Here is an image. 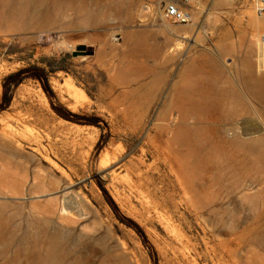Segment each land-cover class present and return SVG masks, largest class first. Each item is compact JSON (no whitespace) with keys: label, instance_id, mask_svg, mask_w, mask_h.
Wrapping results in <instances>:
<instances>
[{"label":"rangeland","instance_id":"obj_1","mask_svg":"<svg viewBox=\"0 0 264 264\" xmlns=\"http://www.w3.org/2000/svg\"><path fill=\"white\" fill-rule=\"evenodd\" d=\"M100 1L75 0L53 25L0 28V102L6 77L42 68L54 103L100 120V128L64 121L34 81L20 86L28 93L12 112L20 87L15 91L0 130L9 126L18 144L0 135V174L9 164L27 180L18 193L17 183L3 189L0 176V264H153L152 256L157 264H264V20L251 0L195 1L189 24L165 20L158 0ZM82 5H91L95 21L78 23ZM140 48L157 59L139 58ZM186 89L211 109L186 117L208 130L209 164L187 157V148L161 131L185 114L177 102ZM102 134L108 142L97 152ZM34 135L60 172L39 170L34 146L23 140ZM39 171L46 193L33 189ZM98 183L143 230L150 249L118 221ZM67 205L75 212L70 223L62 221ZM61 231L73 239L56 256Z\"/></svg>","mask_w":264,"mask_h":264},{"label":"bare ground","instance_id":"obj_2","mask_svg":"<svg viewBox=\"0 0 264 264\" xmlns=\"http://www.w3.org/2000/svg\"><path fill=\"white\" fill-rule=\"evenodd\" d=\"M60 1V0H58ZM58 1H50V0H1L0 1V28H3V27H7V28H10L11 30L13 31H19V32H26V30L29 28H34V24L39 22V21H43V22H46L47 24L49 25H53L54 23H57L59 20H60V15L62 13H64V11H69L73 4V2L75 0H66L69 2L68 5H65L67 3H65L64 5H62L60 2ZM95 1V0H93ZM100 1V0H99ZM104 0L100 1V3H102ZM116 0H110V2H115ZM118 1V0H117ZM120 2L122 0H119ZM118 1V2H119ZM126 1V0H125ZM85 2V1H83ZM107 3V2H106ZM117 3V2H116ZM123 3V1H122ZM224 2L223 0H220V2L218 3L219 5H222ZM80 5V4H79ZM84 5V4H83ZM82 5V6H83ZM109 5V4H108ZM114 5L115 7V3L112 4V6ZM123 5V4H122ZM116 6H119V5H116ZM87 8H84V6L81 8L79 6V9L76 10L78 11V23H81V24H88V23H91L93 21H95V16L91 15L90 12H88V8L91 7H88V5L86 6ZM93 7V6H92ZM99 7V6H98ZM113 7V9H114ZM81 8V9H80ZM112 8V7H111ZM74 9V10H75ZM87 9V10H86ZM110 9V8H109ZM117 9V8H115ZM75 10V12H76ZM101 10V9H100ZM112 10V9H111ZM118 10V9H117ZM73 11V10H72ZM71 11V12H72ZM110 12V11H109ZM94 13V12H93ZM98 13V12H96ZM105 13V12H104ZM77 14V13H76ZM101 14V13H100ZM101 16V15H100ZM99 16V17H100ZM103 16V15H102ZM65 17V16H64ZM97 17V16H96ZM257 17V16H256ZM258 18V17H257ZM69 19V18H68ZM76 19H77V16H76ZM260 19V18H258ZM98 20V19H97ZM261 20V19H260ZM264 20V19H262ZM68 21V20H67ZM99 21V20H98ZM61 23V22H60ZM65 25V24H64ZM40 26V25H39ZM66 26V25H65ZM259 26L260 27H264V22H260L259 23ZM52 27V26H51ZM55 27V26H54ZM88 27V26H87ZM32 30V29H31ZM30 31V30H29ZM258 36L260 34H257ZM1 52V51H0ZM1 54V53H0ZM136 55L139 57V58H146V59H157V56L156 55H152L150 54V52L147 50V49H143V48H140V50H138V52L136 53ZM1 57V56H0ZM1 59V58H0ZM1 65V64H0ZM257 77V76H256ZM261 77V76H258V78ZM257 78V79H258ZM264 79V78H263ZM262 80V78L260 79ZM264 81V80H263ZM68 85V84H67ZM70 87V86H69ZM68 87V88H69ZM66 88V87H65ZM216 88V86H215ZM214 86L212 87V89H215ZM255 88V87H254ZM261 86L258 87V89H260ZM73 89V88H71ZM69 89V92L71 93L72 90ZM182 89V88H181ZM217 89V88H216ZM255 91V90H254ZM260 91H264V90H260ZM186 92V93H185ZM193 93V90L191 89H186L183 91V93L185 94L184 98L181 97V99L179 100L178 99V104L180 106L184 105V107L186 106V112L185 114H183V117L182 119H178V118H175L174 119H171L172 121H169V123L167 124V122L165 123L166 125L161 128V131H164L166 132L168 135H170L172 137V142H176V143H179L180 145L184 146V148H187L184 149L186 150V156L187 157H192V158H196V157H200V161L202 162V164H209V162L211 161L210 159H212V157H210L208 155V153L206 152V150L208 149V143H207V140L206 138H204L203 140V137L202 135H204V131H208L206 128L204 127H194L192 125H190L188 122L189 120L186 118L187 116H191V114H193L192 112L197 110L201 113V114H207V113H210L209 109L204 106V104H202L201 101H205L206 97H204L205 99H200L199 101H193L191 98V96L189 95V93ZM224 92V91H223ZM28 93V89H26L25 87H20V89L18 90V93H17V97H16V100H15V107L11 109V111H15L16 108L19 106L18 104L20 103L19 101L24 97L26 96V94ZM73 93V92H72ZM72 93L70 94V96L72 97ZM228 93V92H227ZM76 95V93H74ZM183 94V95H184ZM257 94V93H256ZM47 101V104H48V100L46 99ZM177 101V100H176ZM19 102V103H18ZM208 98H207V103H208ZM177 105V104H176ZM214 105V110L216 113H219L221 116L222 114L220 113L219 111V108L217 107L218 105H220V100H217L216 102V105ZM198 107V108H197ZM197 108V109H196ZM223 113V112H222ZM172 115V114H171ZM10 116V115H9ZM17 116V115H16ZM20 116V115H19ZM171 117V116H170ZM9 118V117H7ZM27 118V117H26ZM25 119V118H24ZM24 119H20L18 118L17 122H21V124L23 123V125L26 123V121H24ZM28 124H29V121L28 119H26ZM204 122V121H203ZM206 123V121H205ZM27 124V125H28ZM203 125V123H201ZM206 125V124H204ZM203 125V126H204ZM12 126V125H11ZM18 126V125H17ZM210 126V125H208ZM208 128V127H207ZM212 129V128H211ZM211 129L210 132H211ZM53 130V129H52ZM213 131V130H212ZM29 133V132H28ZM31 133V132H30ZM23 134V133H22ZM32 134V133H31ZM211 134V133H210ZM213 134V132H212ZM211 134V135H212ZM0 135L3 137V139H6L7 141L11 142L12 144H18L17 140L15 139V137L12 135V132L8 127H5L4 130H0ZM17 135V134H16ZM36 135V134H35ZM33 136V137H26L24 138L23 140L29 144H32L34 146L33 148V151L35 153V155L37 156L38 159V168L39 167H43L44 165H48L49 166V173H55L54 171H56L57 173L60 172L59 171V166L57 167V165H55L52 160L50 159V153H49V149L46 150L44 149V147H42L41 143H40V140L42 139H39V137H36V136ZM32 136V135H31ZM43 136V135H42ZM50 136V135H49ZM41 137V136H40ZM22 138V137H21ZM20 138V139H21ZM50 138V137H49ZM49 140V139H48ZM95 141V140H94ZM169 143V142H167ZM11 145V144H10ZM23 145V144H22ZM170 145V144H168ZM30 146V145H29ZM179 146V145H178ZM21 148V146H19ZM224 147V146H223ZM49 148V147H48ZM218 148V147H217ZM220 148V147H219ZM5 149H7L5 147ZM181 150V148H180ZM226 150V149H225ZM8 151V150H7ZM210 151V150H209ZM16 152V151H15ZM8 153H12L8 151ZM33 153V152H32ZM110 153V152H109ZM13 154V153H12ZM216 154V153H215ZM222 154V153H221ZM19 155V154H18ZM106 155H109V154H106ZM181 155V154H180ZM104 156V155H103ZM102 156V158H103ZM177 156V155H176ZM182 156V155H181ZM105 157V156H104ZM107 158V156H106ZM117 158H115L116 160ZM107 160V159H106ZM158 160V159H157ZM199 160V158H198ZM183 161H186V160H183ZM220 161V160H219ZM31 162V160H30ZM114 162V161H112ZM155 163V162H154ZM182 163V162H181ZM211 163V162H210ZM102 164H104L102 162ZM197 164V163H196ZM218 164V163H217ZM4 169L2 168L1 170V183H2V188L5 189L6 191H10V190H15L16 188V191L18 193H21L22 192V188L26 185V180L27 178H21L19 177V173L17 172H14L13 168L9 165V164H4ZM108 166V164H107ZM152 166V165H151ZM204 167V166H202ZM220 167V166H219ZM125 168V172L127 173V176L129 175H134L133 173V170L132 168L128 167V166H124ZM209 168V167H208ZM39 170H41L39 168ZM149 170V169H148ZM220 170V169H219ZM16 171V170H15ZM37 174H34L33 177L31 178V180L34 182V190L36 191L37 194H40V193H46V191H49L48 186H46V177L41 174L42 172L39 171V172H36ZM138 173V172H137ZM64 174V172H63ZM114 178H121L119 177L118 174H116L115 171H111L110 173ZM190 174V173H189ZM49 175V174H46V176ZM142 176V174H140ZM139 175V177H141ZM136 176V175H135ZM138 176V175H137ZM45 177V178H44ZM48 177V176H47ZM130 179V178H129ZM142 179V177H141ZM131 180V179H130ZM145 180V179H144ZM151 180V178H150ZM17 181V182H16ZM148 182V181H147ZM150 182L152 181H149L148 182V186L150 184ZM17 183V185H16ZM138 183H140L143 187H146L145 185V182L141 183V181H139ZM16 185V188L15 186ZM127 185V184H126ZM129 185H131V187L133 188H137L139 186H137L138 184L136 183H129ZM140 185V186H141ZM153 185V184H152ZM18 186V187H17ZM50 187V186H49ZM141 188V187H139ZM149 188V187H148ZM153 188V187H152ZM151 188V189H152ZM47 189V190H46ZM52 190V189H50ZM148 191V190H147ZM154 192V191H153ZM160 200V199H159ZM141 201V200H140ZM150 204V203H149ZM157 204V203H156ZM159 206V205H158ZM36 206H34L35 208ZM157 208V207H156ZM155 208V209H156ZM62 212L65 213V216L62 217V221L66 222V223H70L72 222L74 219V213L73 212V207L71 205H67V206H63L62 207ZM77 214V213H76ZM76 217V216H75ZM162 220V219H161ZM169 220V219H168ZM168 224V223H167ZM174 229V228H173ZM175 231L177 232V230L175 229ZM174 232V230L172 231ZM59 233V236H61V241L56 243L55 246H54V254L57 256L58 254H60V252H62L65 248L69 247V245L71 244L72 242V239H73V236L71 235H66L63 231L61 232H58ZM177 236V235H176ZM180 238V237H179ZM177 242V241H176ZM170 243V242H169ZM171 244V243H170ZM173 247V246H172ZM187 252V251H186ZM181 254V253H180Z\"/></svg>","mask_w":264,"mask_h":264},{"label":"trees","instance_id":"obj_3","mask_svg":"<svg viewBox=\"0 0 264 264\" xmlns=\"http://www.w3.org/2000/svg\"><path fill=\"white\" fill-rule=\"evenodd\" d=\"M26 81H34L40 83L43 92L50 101L53 112L59 118L63 119L64 121L80 126H90V127L100 128L99 126L100 120L98 118L82 117L72 114L63 105L53 102L55 99V95L50 87L49 77L46 71L42 68L34 67V68L24 69L4 79L2 84L3 94L0 102V113L5 112L10 107L12 100L14 98L15 91ZM108 137H109L108 135L102 134L101 139L96 146L97 152H100L105 147L106 143L108 142ZM98 186L101 189L107 204L112 209L118 221L127 228L131 229L141 239L144 246L150 249L148 246L147 238L143 230L136 223L122 216V214L120 213L117 206L110 198L109 194L107 193L103 185L101 183H98ZM152 257H153V264H157L154 256Z\"/></svg>","mask_w":264,"mask_h":264},{"label":"built area","instance_id":"obj_4","mask_svg":"<svg viewBox=\"0 0 264 264\" xmlns=\"http://www.w3.org/2000/svg\"><path fill=\"white\" fill-rule=\"evenodd\" d=\"M195 1L198 0H158L163 17L173 24H189L192 21L189 6ZM251 3L255 15L264 19V0H251ZM258 42L264 46V34L258 37Z\"/></svg>","mask_w":264,"mask_h":264}]
</instances>
